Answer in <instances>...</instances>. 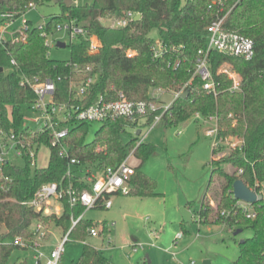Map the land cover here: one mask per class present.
Masks as SVG:
<instances>
[{
    "label": "trees",
    "instance_id": "obj_1",
    "mask_svg": "<svg viewBox=\"0 0 264 264\" xmlns=\"http://www.w3.org/2000/svg\"><path fill=\"white\" fill-rule=\"evenodd\" d=\"M50 1L59 4L60 11L52 14L41 28L29 21L25 41L0 44V129L12 132L15 137L26 136L32 144L37 143L36 149L41 144L49 149L46 166L33 171L27 153L21 157V166L9 160L4 164L8 180L0 181V264H6L11 251L18 247L11 243L16 236L32 237L29 226L34 220L52 222L66 232L70 228V214L78 215L83 210L79 205L70 208L64 199L60 216H42L20 202L31 198L44 183L56 182L65 188L71 183L77 190L87 187L77 181V176H66L68 159L59 156L57 148L50 146L48 135L41 136L23 128V116L34 100L31 88L21 84L23 77L51 79L55 83L56 102L84 107L100 96L104 100H114L122 94L132 101L157 103L151 96L152 89L187 90L186 97L179 95L163 113L162 107H158L133 121L121 116L104 120L91 141L86 139L91 122L73 121L65 138L69 156L78 160L73 173H78L81 165L96 170L115 166L134 149V157L140 162L134 167L127 195L156 196L154 180L140 171L141 165L154 153L155 146L144 140L136 146L139 140L135 134H129L125 141L122 137L125 127L136 125L141 117L150 124L154 116L161 113L157 123L164 126L183 123L195 113L203 118L215 115L217 137L231 136L241 139L242 143L230 151L222 145L212 148V170L207 191L201 199L199 219L203 224L250 229L251 236L239 243L235 264H264V201L254 203L255 216L248 219L239 211L233 213L236 199L232 196V184L236 179L257 192L264 189V0H222V5L212 4V0H92L83 6L65 5L64 0H0V24L6 13L16 17L27 11L30 3L40 5ZM128 10L140 14V18L126 27L108 24L106 18L121 17ZM225 13L224 28L252 39L254 54L250 60H244L217 51L208 53L210 72L219 83L214 96L202 88V81L193 75V68L198 51H205L207 46L206 27L217 15ZM70 19H75L90 35L96 36L99 47L96 52H90L89 40L79 37L65 46L70 50L68 60L51 59L42 32H51ZM151 30L158 32L164 47L158 58L152 55L155 40L150 36ZM11 59L14 64L10 63ZM224 63L240 77V88L235 92L228 90L231 80L217 73ZM89 78L91 81L86 84ZM70 83L86 85L85 93L76 96L75 91L69 89ZM98 147L101 149L97 150ZM222 210L230 213L222 216ZM94 225L91 220L82 219L70 230L69 236L82 240L88 236L87 228ZM76 264L112 262L101 251L85 244Z\"/></svg>",
    "mask_w": 264,
    "mask_h": 264
},
{
    "label": "rangeland",
    "instance_id": "obj_2",
    "mask_svg": "<svg viewBox=\"0 0 264 264\" xmlns=\"http://www.w3.org/2000/svg\"><path fill=\"white\" fill-rule=\"evenodd\" d=\"M70 1L76 6L92 2V0ZM59 11V4L50 1L35 5L27 11L25 17L34 26H41L52 14H57ZM15 27H21L20 20L15 22ZM150 36L154 40L159 39L156 30H151ZM49 40L48 56L51 59L70 58L69 48H59L55 43V41H62L66 45L71 43L64 29L54 31L49 36ZM150 93L156 98L158 106L173 100V94L169 91L157 92L152 89ZM25 116L33 119L35 113L25 111ZM27 123L33 124L30 121ZM100 124V122H91L87 141L94 138ZM152 125L141 117L136 125L125 127L126 133L122 137L127 141L129 134H135L138 140L144 138V141L155 146L154 153L141 165L140 171L154 180L156 196L133 200L136 197L132 195H116L115 205L124 202L121 209L123 225L116 226L114 223L115 206L112 210L90 209L84 219H91L100 234L96 237L86 236L82 240L69 236L60 264H76L85 244L101 251L108 260L115 259L119 264H141L144 260L147 264H179L160 252L163 247L157 242L160 234L170 239L177 232H182L183 237L176 244L172 242L175 252L178 251L179 254V250L187 249L186 244L190 243L186 254L183 257L178 255V259L183 263L187 264L189 260H194L196 264H203L202 258L207 254L212 264H235L239 254V243L251 236V230L239 227L231 229L226 225L215 223L203 224L196 215L200 210L201 199L207 191L212 170L211 150L214 136L205 133L211 125L203 123L201 119H195L194 116L177 125L164 126L161 123ZM137 131H140L138 135H136ZM233 139L239 140L234 137ZM223 147L226 151L233 149L229 145ZM6 158L14 165L23 164L22 158L15 155L12 150L7 153ZM48 158L49 149L41 146L35 161L31 164V171L46 166ZM131 162L136 166L140 161L131 157ZM211 205L214 206V203ZM195 215L196 219H194ZM126 225L130 229L128 236H134L138 239L137 242L128 244L122 242V232L126 231ZM236 229H241V232L234 234ZM49 230L51 234L46 239L48 245L55 244L56 239L65 233L53 225ZM152 232H155V235ZM47 246L42 248L44 252H47ZM134 247H137V250L134 251ZM153 247L159 253L153 258L154 261L149 252ZM33 262V252L30 249L16 247L11 251L6 264H33Z\"/></svg>",
    "mask_w": 264,
    "mask_h": 264
},
{
    "label": "built area",
    "instance_id": "obj_3",
    "mask_svg": "<svg viewBox=\"0 0 264 264\" xmlns=\"http://www.w3.org/2000/svg\"><path fill=\"white\" fill-rule=\"evenodd\" d=\"M217 3L222 5V0H212V4ZM34 7L35 4L30 3L27 11ZM27 11L20 13L16 17H13V13H6L3 15L5 20L0 24L1 45L4 46L5 44L25 41L27 31L30 28V20L25 17ZM227 13L222 16L217 15L206 27L208 33L207 46L205 51H198V57L193 68V75L201 79L202 88L214 96L217 95L219 83L213 79L210 72L208 53L210 51H217L223 55L238 57L244 60H250L254 54V43L252 39L224 28L223 23ZM135 15V13L128 10L121 17H108L106 20L111 26L126 27L131 21H134ZM19 20L21 27H15V22ZM42 26L43 25L39 26V28ZM61 28L67 32L71 43H74L79 37H82L89 40L90 52L97 51L99 47L97 37L90 35L88 30L75 19L65 20L58 24L51 32H42L44 44L47 48L50 45L49 36L54 31ZM56 42L57 41H55V43ZM151 49L153 58L160 57L164 51L163 44L159 39L154 41ZM130 55L131 52L128 53V56ZM10 63L14 64V59H11ZM74 67L77 68L76 64H74ZM87 70H89V67H87ZM217 73L223 74L231 80V85L228 88L230 92L239 90L240 77L228 64H222ZM90 81V78L87 79L86 84ZM21 84L30 87L34 93V100L29 105L28 110L35 113L33 119H29L25 115L23 116V128H28L31 133L40 134L41 136L48 135L50 146L57 148L59 156L68 159L66 176H77V181L84 183L87 187L77 190L71 183H69L66 188L63 184H58L56 182L44 183L33 193L31 198L20 202V204L31 207L34 211L41 213L42 216H60L64 199L67 201L70 208L77 205L83 208L78 215L70 214V228L63 233L60 238L56 239L55 244H53L48 253L44 252L42 248L48 245L46 239L47 236L51 234L49 228L53 225L52 222L34 220L29 226L32 237L23 238L16 236L11 243L21 248L30 249L33 252V264H60L65 252V245L69 241L70 230L83 219L86 211L94 208L109 209L112 206V197L116 195H127L131 188L130 180L131 176L134 174L135 167L131 162V157H134L133 149L115 166L96 170L88 165H81L78 173H73V167L78 164V160L69 156L68 145L65 141V138L72 128L71 123L73 121L101 123L115 116L125 117L133 121L137 116H144L148 112L156 111L158 107H162L163 113L168 109L171 102L183 92V89L178 92H172L173 100L162 106L144 100L132 101L125 98L122 94H119L118 98L114 100H104L103 97L100 96L95 102L84 107L69 102H56L53 96L55 83L51 79L40 80L37 77H23ZM85 86L86 85H74L70 83L69 89L75 91V95L79 96L85 93ZM155 90L157 92L164 91L160 88H155ZM151 96L155 98L153 95ZM162 113L154 116L152 126L160 120ZM194 117L195 119H201L203 123H209L211 125L205 130V133L214 136L212 148H218L220 145H229L231 148L235 149L241 145V139L234 140L231 136L226 138L217 137V118L215 115H209L203 118L198 113H195ZM29 121L33 124H28L27 122ZM143 140L144 138L139 140L136 146ZM35 144L37 145V143L32 144L24 135L22 138H20V136L15 137L12 132L6 133L3 129H0V181L8 180L3 170L5 162L8 161L6 158L7 153L12 150L13 153L19 157L27 153L31 158V163H33L37 157L38 149L43 146L41 144V146L36 149ZM31 146L33 147L31 148ZM100 149L101 147L97 148V150ZM238 173H241V170H239ZM252 190L256 193H262L263 191V189L260 192H257L255 189ZM235 206L236 208L233 213L239 211L245 218H254V203L236 200ZM229 213V211L222 210L220 215L227 216ZM87 233L88 236L91 237H96L100 234L95 226L88 227ZM152 234L155 235V232H152ZM182 235V232L176 233L173 244L177 243ZM134 245L141 247V245L138 244ZM137 247H134L133 250H137Z\"/></svg>",
    "mask_w": 264,
    "mask_h": 264
},
{
    "label": "crops",
    "instance_id": "obj_4",
    "mask_svg": "<svg viewBox=\"0 0 264 264\" xmlns=\"http://www.w3.org/2000/svg\"><path fill=\"white\" fill-rule=\"evenodd\" d=\"M72 3V2H71ZM115 197V196H114ZM114 197H112V206L109 208V209H105V210H112L113 209V207L115 206V208H114V216H115V221H114V223H115V225L117 226V225H123V222H122V220H123V213L121 212V209H122V205L124 204V202H118V205H115V199H114ZM135 197V196H134ZM137 198H139V197H136L135 199H133V200H136ZM144 198H148V197H144ZM139 200H143V198H140ZM99 209V208H98ZM89 211V210H88ZM88 211H86L85 212V214H84V217H83V219L85 218V216H86V214H87V212ZM196 215H198V217H199V212L198 213H196ZM196 215L194 216V219H196ZM89 220H91V219H89ZM200 220V219H199ZM122 222V223H121ZM126 227V231L125 232H122L123 234H122V242L123 243H129V242H137V238H135L134 236H131V235H129L128 236V234H129V232H130V229H129V227L126 225L125 226ZM116 228V227H115ZM116 232H117V230H116ZM178 233V232H177ZM176 235V234H175ZM175 235L174 236H171V238L169 239V238H166L165 236H162V234H160L159 235V238L157 239V242L158 243H160L161 245H162V249L160 250V252H162L164 255H168L169 257H171L172 259H174V260H176L177 262H179V264H186V263H183L181 260H179L178 259V255L180 256V257H183V255L184 254H186V251H187V249H188V247L190 246V243L189 244H186V246L188 245V247H186L187 249H185V248H181L180 250H179V254L177 253V252H175L173 249H174V245L172 244V242H173V240H174V237H175ZM182 237H183V235H182ZM182 237H181V239H182ZM195 237H197L196 235H195ZM194 237V238H195ZM181 239H179L178 241H177V243L181 240ZM176 244V243H175ZM52 246H53V244H50V245H48L46 248H47V252L46 253H48L49 252V250L52 248ZM149 252H150V256H151V258H152V261H154V257H156L159 253L157 252V251H155V249H154V247H153V249H150L149 250ZM129 257H131V255L129 256ZM177 257V258H176ZM146 258H147V255H146ZM178 259V260H177ZM203 262L204 261H208V264H212V260H211V258L206 254L203 258ZM111 262H112V264H119V262L118 261H116L115 259H114V261L113 260H111ZM149 262V261H148ZM143 264H147V262H146V260H144L143 262H142ZM141 263V264H142ZM137 264H140V263H137ZM187 264H196V262H194V260H189L188 261V263Z\"/></svg>",
    "mask_w": 264,
    "mask_h": 264
},
{
    "label": "water",
    "instance_id": "obj_5",
    "mask_svg": "<svg viewBox=\"0 0 264 264\" xmlns=\"http://www.w3.org/2000/svg\"><path fill=\"white\" fill-rule=\"evenodd\" d=\"M65 5L71 4L70 0H64ZM140 18V14H136L134 16V21L138 20ZM56 46L59 48H64L66 44L62 41H57ZM2 71V68L0 67V72ZM188 94V91H183L180 96L182 98L186 97ZM139 134V131L136 132V135ZM232 196L236 200H240L246 203H258L261 201H264V189L262 193H256L254 190L250 189L248 186H246L242 180L236 179L232 184ZM241 232V229H236L234 231V234H237ZM243 242V240L240 241V243ZM203 264H208V261H204Z\"/></svg>",
    "mask_w": 264,
    "mask_h": 264
}]
</instances>
